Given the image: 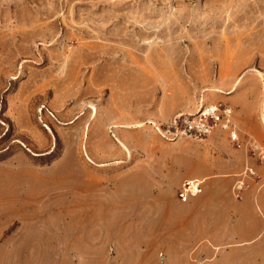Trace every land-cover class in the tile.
<instances>
[{"label": "rangeland", "instance_id": "374dc122", "mask_svg": "<svg viewBox=\"0 0 264 264\" xmlns=\"http://www.w3.org/2000/svg\"><path fill=\"white\" fill-rule=\"evenodd\" d=\"M218 103L243 124L264 113V0H0V199L10 197L11 264H243L203 239L205 218L190 204L241 200L264 167L249 153L241 162L222 132L169 140L152 127ZM136 107L135 123H113ZM246 163L253 176L240 174ZM86 178L133 183L140 200L154 179L155 217L140 203L137 220L67 222L61 209L101 196L70 189ZM191 179L201 191L180 203Z\"/></svg>", "mask_w": 264, "mask_h": 264}, {"label": "crops", "instance_id": "0c3cea01", "mask_svg": "<svg viewBox=\"0 0 264 264\" xmlns=\"http://www.w3.org/2000/svg\"><path fill=\"white\" fill-rule=\"evenodd\" d=\"M118 112L112 118L113 123L129 125L138 120L140 109L136 107L131 111L121 110ZM234 121L241 134L250 136L264 148V113L261 114L259 120L248 124L241 123L236 117ZM223 134L230 144L226 134ZM230 145L233 151L239 153L241 162H244L246 151ZM87 156L91 157L89 154ZM106 168L104 166H81L82 172L90 175L92 173L105 174L107 173ZM133 168V166L126 167L129 170ZM259 172L262 176L261 179L243 195L241 200L233 199L229 194L225 198L211 195L196 198L194 203L190 204L196 208L197 213L202 214L201 217L205 218L203 239H208L211 248L217 252L224 251L228 254L240 255L242 260L238 261L243 264H264L262 257L264 255V171ZM124 184L109 185L102 181L90 183L87 182V178L78 184L72 183L69 187L76 193L87 194L96 191L101 196L98 199H78L68 208L61 209L60 213L69 223L92 221L93 217L96 215L101 217L103 213L123 221H133L142 215L139 209L140 203H144L147 206L148 219L154 218L156 214L155 180L153 179L152 188L148 187L147 191H144L147 198L143 197L141 200L140 197L134 196L133 183ZM8 202H10V197L7 198L6 195L0 199V264H11L13 231L11 230V206L7 205ZM176 206L185 208L183 204L179 203ZM221 223L222 225H220ZM68 252L75 255V241L68 243ZM258 254L261 255L259 259L255 257Z\"/></svg>", "mask_w": 264, "mask_h": 264}, {"label": "built area", "instance_id": "2783aa9c", "mask_svg": "<svg viewBox=\"0 0 264 264\" xmlns=\"http://www.w3.org/2000/svg\"><path fill=\"white\" fill-rule=\"evenodd\" d=\"M152 127L160 136L169 140L176 138L203 140L215 131L225 133L230 144L256 157L264 167V148L250 136L241 134L234 121L232 109L225 104H208L200 107L195 113L177 115L165 123H153ZM240 174L244 177L253 176L255 171L246 163ZM244 186L242 179L234 183L235 196L239 195ZM200 191L201 181L185 180L180 185L176 198L179 202L185 203L189 198L197 196Z\"/></svg>", "mask_w": 264, "mask_h": 264}]
</instances>
